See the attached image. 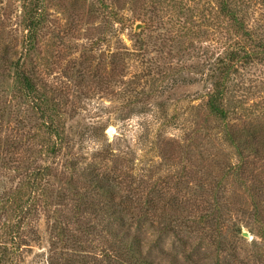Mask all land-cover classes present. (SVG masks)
Wrapping results in <instances>:
<instances>
[{
    "label": "rangeland",
    "instance_id": "rangeland-1",
    "mask_svg": "<svg viewBox=\"0 0 264 264\" xmlns=\"http://www.w3.org/2000/svg\"><path fill=\"white\" fill-rule=\"evenodd\" d=\"M29 2L0 0L36 87L0 61V264H264V0H39L32 50Z\"/></svg>",
    "mask_w": 264,
    "mask_h": 264
},
{
    "label": "trees",
    "instance_id": "trees-1",
    "mask_svg": "<svg viewBox=\"0 0 264 264\" xmlns=\"http://www.w3.org/2000/svg\"><path fill=\"white\" fill-rule=\"evenodd\" d=\"M38 3L39 0H30V2L28 3L27 9L25 10V14H27V17L25 19V23H24V28L27 30V35H26V40H27V45H28V49L32 50L33 47V41H34V37L36 36L37 30L40 28L41 25V19L40 18H36V13H37V9H38ZM220 8L225 11L228 12L227 14L234 20L235 25L241 29L242 33L244 34L243 36H248L249 34V30L248 29H244L243 28V24L242 21L236 19V15L234 12V10H229L228 5L226 4V2H220ZM245 53V56L249 57L250 54ZM237 53L236 51H230L229 53V57L230 60H234L237 58ZM247 59V58H245ZM1 62L4 63V65L13 71V75L15 77V80L17 82V84L20 86V88L24 91H26L27 93H34L36 92V87L34 85V80L32 79V76L30 75V73H27L26 71L23 70L22 68V63L20 62L19 59H9V58H1L0 59ZM221 68L226 69L225 67V62L223 63V66H221ZM222 95V89H216L215 91H213L208 100H207V106L209 108L210 111L218 114V115H224L225 110L222 109V107H220V101L219 98ZM41 99H43L44 102V97H42ZM44 104V103H43ZM42 103L39 104V106L43 105ZM231 142H233V144L235 145V147L238 149L239 147L245 146V148H247L248 151L254 150V152H256V150L258 148H256L253 143H250L249 140H244V142H242V145H240L238 140H235L231 138ZM92 179V178H91ZM94 179V178H93ZM100 184V183H99ZM97 184L95 186L98 187V189L102 192H107L109 186L104 185V184ZM111 191V189H110ZM206 219H211V220H215V216L212 214L206 215ZM202 220V219H201ZM204 220V219H203ZM236 233L240 234L241 231L240 229L235 230V228L233 229ZM244 239V238H242ZM128 254H129V261L131 260L132 263H136V264H148L144 261V259L142 258V255L138 253L136 247L132 244L128 245Z\"/></svg>",
    "mask_w": 264,
    "mask_h": 264
},
{
    "label": "water",
    "instance_id": "water-1",
    "mask_svg": "<svg viewBox=\"0 0 264 264\" xmlns=\"http://www.w3.org/2000/svg\"><path fill=\"white\" fill-rule=\"evenodd\" d=\"M241 234H242L244 237H248V236H249V234H248L247 232H245V231H243Z\"/></svg>",
    "mask_w": 264,
    "mask_h": 264
}]
</instances>
